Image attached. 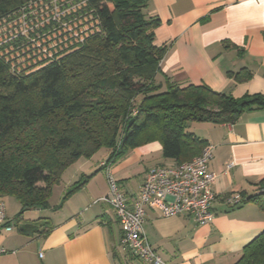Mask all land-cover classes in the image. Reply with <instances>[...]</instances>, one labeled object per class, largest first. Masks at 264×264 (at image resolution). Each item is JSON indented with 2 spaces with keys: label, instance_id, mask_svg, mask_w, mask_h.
<instances>
[{
  "label": "trees",
  "instance_id": "16d2710c",
  "mask_svg": "<svg viewBox=\"0 0 264 264\" xmlns=\"http://www.w3.org/2000/svg\"><path fill=\"white\" fill-rule=\"evenodd\" d=\"M52 1L0 0V27ZM62 2L61 10L69 8L62 20L87 29L82 43L62 34L58 41L67 42L54 58L33 45L22 48L20 36L0 45V200L15 198L21 214L48 208L53 188L81 160L108 153L105 162L113 166L129 150L159 141L164 158L179 166L208 147L192 124L233 123L264 109L262 94L236 99L163 76L167 48L155 45L160 20L148 16L150 0ZM84 184L71 186L65 199ZM259 191L241 204L253 201L264 211V180ZM234 264H264V232Z\"/></svg>",
  "mask_w": 264,
  "mask_h": 264
},
{
  "label": "crops",
  "instance_id": "0c3cea01",
  "mask_svg": "<svg viewBox=\"0 0 264 264\" xmlns=\"http://www.w3.org/2000/svg\"><path fill=\"white\" fill-rule=\"evenodd\" d=\"M147 14L160 20L155 45L167 48L161 70L171 82L207 86L236 99L264 95V0H150ZM192 125L199 132H191L211 148L214 219L199 225L186 215L164 218L148 210L144 233L166 264H234L264 232V211L255 202L233 207L226 202L232 196L243 200L261 194L264 109L246 111L233 123ZM162 150L161 142H150L112 166L127 197L137 195L151 169L172 165ZM107 157L103 153L71 167L79 166L53 188L46 209L21 214L15 198L3 199L13 230L0 233V246L8 251L0 264H140L122 248L120 222L102 201L109 192L101 170ZM81 180L83 187L65 199Z\"/></svg>",
  "mask_w": 264,
  "mask_h": 264
},
{
  "label": "built area",
  "instance_id": "2783aa9c",
  "mask_svg": "<svg viewBox=\"0 0 264 264\" xmlns=\"http://www.w3.org/2000/svg\"><path fill=\"white\" fill-rule=\"evenodd\" d=\"M35 5L39 6L38 3ZM62 7V0H53L50 4L38 7V11L25 12L19 20L3 25L0 27V45L17 40L20 36L25 41L22 48L33 45L34 49L54 58L56 49L67 42L58 41L62 34L69 33L71 38H76L82 43V34L87 29L78 31L77 26L71 27V22L62 20L69 11V8L61 10ZM48 13H53V16H47ZM45 24L52 25V28L37 37L31 35ZM211 158V148L207 147L200 156L190 162L151 169L134 198L127 197L121 190L111 172L112 165L102 163L101 167L105 168L109 183L108 195L102 201L109 204L116 213L123 231L121 246L124 250L146 264H166L152 249L145 236L144 223L148 210L158 211L164 218L186 215L192 217L199 225L208 224L214 219L212 207L216 195L213 192L215 175L209 170ZM226 202L232 207L238 206L241 204V198L232 196ZM12 230L7 206L0 200V233ZM7 253L8 251L0 246V256Z\"/></svg>",
  "mask_w": 264,
  "mask_h": 264
},
{
  "label": "rangeland",
  "instance_id": "374dc122",
  "mask_svg": "<svg viewBox=\"0 0 264 264\" xmlns=\"http://www.w3.org/2000/svg\"><path fill=\"white\" fill-rule=\"evenodd\" d=\"M193 127H194L193 125H191V126L189 127V128H191L190 131H193V132L198 131V130H195ZM198 132H199V131H198ZM78 168H79V166H76V167L72 168L71 170H69V171L67 172L66 176H64L63 178H66V180H67V179H70V177H71V175L73 174V172L76 171V170H78ZM84 178H85V177H84ZM141 263H142V262H140V264H141Z\"/></svg>",
  "mask_w": 264,
  "mask_h": 264
},
{
  "label": "water",
  "instance_id": "95a60500",
  "mask_svg": "<svg viewBox=\"0 0 264 264\" xmlns=\"http://www.w3.org/2000/svg\"><path fill=\"white\" fill-rule=\"evenodd\" d=\"M133 123V121L131 122V124ZM125 139H126V137H125Z\"/></svg>",
  "mask_w": 264,
  "mask_h": 264
}]
</instances>
